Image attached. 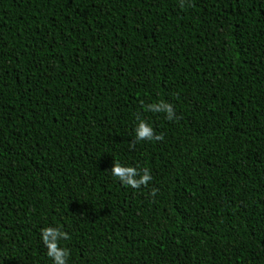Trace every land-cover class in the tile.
Returning <instances> with one entry per match:
<instances>
[{"label": "trees", "instance_id": "1", "mask_svg": "<svg viewBox=\"0 0 264 264\" xmlns=\"http://www.w3.org/2000/svg\"><path fill=\"white\" fill-rule=\"evenodd\" d=\"M45 227L68 264H264V0H0V264H52Z\"/></svg>", "mask_w": 264, "mask_h": 264}, {"label": "clouds", "instance_id": "2", "mask_svg": "<svg viewBox=\"0 0 264 264\" xmlns=\"http://www.w3.org/2000/svg\"><path fill=\"white\" fill-rule=\"evenodd\" d=\"M183 7V5H181ZM145 111L153 113H165L166 119L172 121L177 119L175 110L172 104L163 100L157 103H151L143 105ZM138 123L135 127L136 141H162L164 139L163 134L157 135L154 129L148 123L147 120L142 119L140 115L136 117ZM112 176L117 178L119 182L128 188L140 189L141 186L147 187L152 180L150 170L148 168L138 169L133 166H125L119 162H114L110 170ZM138 177V178H137ZM156 194V189L152 190L151 195ZM70 239L67 232L63 231L59 227H45L41 229V240L47 249V256L52 260V264H68V258L70 257V251L66 247L60 246L61 240Z\"/></svg>", "mask_w": 264, "mask_h": 264}]
</instances>
